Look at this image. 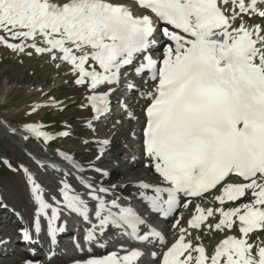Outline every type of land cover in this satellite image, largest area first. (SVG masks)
Here are the masks:
<instances>
[{
	"label": "snow or ice",
	"instance_id": "obj_1",
	"mask_svg": "<svg viewBox=\"0 0 264 264\" xmlns=\"http://www.w3.org/2000/svg\"><path fill=\"white\" fill-rule=\"evenodd\" d=\"M132 2L141 15L121 0H0V46L29 57L33 51L47 54L67 64L73 83L89 93L96 119L110 111L111 96L121 84L145 100L144 166L158 183L136 185L143 190L140 202L157 217H172L178 207L195 209L187 227L182 216L175 219L179 237L167 251L152 253L158 264H264V239H252L264 233V25H249L244 19L264 18V0ZM129 76L151 87L142 91ZM44 106H34L29 114ZM42 129V124H25L23 132L29 135L22 138L54 141ZM107 145L96 142V161L103 159ZM60 155L81 174L78 183L85 192L61 180L56 184L60 199L52 196L49 203L41 184L28 175L35 234L46 228L54 244L57 234L67 230L66 220L58 226L66 210L86 225L83 239L88 245L112 229L166 243L142 214L125 206L127 197L115 185H104L108 172L92 163L88 170L99 179L88 180L74 157ZM62 175L71 176L72 171ZM216 190L219 207L193 205L192 198L204 200ZM247 197L248 203L225 207ZM217 217L218 222H210ZM205 229H236L240 235H228L210 255L201 237L193 234ZM24 239L32 241L33 233L26 230ZM76 246L85 251L79 241ZM120 251L89 254L74 264H139L144 255L140 250Z\"/></svg>",
	"mask_w": 264,
	"mask_h": 264
},
{
	"label": "rangeland",
	"instance_id": "obj_2",
	"mask_svg": "<svg viewBox=\"0 0 264 264\" xmlns=\"http://www.w3.org/2000/svg\"><path fill=\"white\" fill-rule=\"evenodd\" d=\"M262 19L264 23V18ZM57 64L60 67H57ZM74 79L67 64L58 60L53 61L47 54L37 55L33 51V55L29 57L0 46V165L4 168L0 171V228L6 230L9 235L16 233L10 230L17 223L10 219L7 209H10L11 203L21 204L20 196L26 201L27 196L31 195L28 175L45 169V167H38L40 163L38 159H47L51 164V161H56L54 155L64 153L74 157L75 161L86 167V173L93 174L95 172L88 169L94 162L96 165L98 162L103 165L97 166L100 169L116 168V165L112 163H109L108 167L103 164L104 158L114 159L115 153L106 154L102 160H95L97 141L109 143L112 140L113 145H122L123 150L120 155L123 159H128L126 149L135 144V141L132 142L129 139V131H127L129 127L125 114L116 122L119 129L110 124L103 127L102 120L92 118L87 101L89 93L83 87L76 86L73 83ZM123 94L130 97L129 92ZM112 96L115 106H119L122 102L117 101L115 97L122 98L121 95L113 93ZM37 105L46 106L39 107L36 112L29 114ZM88 122H91V128L87 127ZM28 123L42 124V130L48 131L54 137V141L42 142L30 136L27 140L29 143H25L26 140L22 137L29 134L24 133L23 128ZM61 132H67L68 135L62 137ZM119 132H122L121 137L116 135ZM46 154L53 156L46 157ZM25 168L28 169L27 172L24 171ZM67 168L68 164L64 163V169ZM124 168L120 166L117 170L121 172ZM139 170L147 169L145 166L134 167L133 172ZM108 173L110 174V171ZM76 174L80 175L78 172ZM73 177H76V180L70 181V184H75L74 187L79 191L83 190L82 185L78 183L79 177L72 174ZM114 177L109 182L105 181L104 184L120 182L118 177ZM131 178L126 177V179ZM50 182L56 185V182ZM47 183L49 181L46 179L40 182L42 187H46ZM51 187L52 190L49 189L46 192H55V195H58L57 189L54 186ZM44 196L47 202H52L50 199L52 196L45 193ZM5 197L7 198L3 201ZM5 202L10 204L5 206ZM26 203L28 204L27 201ZM257 236L259 239L264 238V233L252 239H257ZM19 262L21 263L18 259H0L1 264H20Z\"/></svg>",
	"mask_w": 264,
	"mask_h": 264
},
{
	"label": "bare ground",
	"instance_id": "obj_3",
	"mask_svg": "<svg viewBox=\"0 0 264 264\" xmlns=\"http://www.w3.org/2000/svg\"><path fill=\"white\" fill-rule=\"evenodd\" d=\"M251 18L249 19V17H244V19L247 21V23L249 24V25H254V24H262V25H264V23H263V19L262 18H259V17H257L256 15H255V17H253V16H250ZM36 69H39L38 67H36ZM123 85V84H122ZM121 89H123L122 87H121ZM122 91H125L124 89L122 90ZM113 105V102L111 103V105L110 106H112ZM139 114L138 113H133L132 115H131V117H130V121H129V124H131V122H133L132 120H133V118H135L136 116H138ZM11 130V132H12V129H10ZM121 134H122V132H119V133H117L116 135H118V136H120L121 137ZM28 140V139H27ZM26 140V142L25 143H29V141H27ZM23 141V140H22ZM112 140H110L109 141V143H108V145H107V150H106V154H111V153H115V156H114V159H110V158H104V160H103V164H104V166L105 167H108V165H109V163H112V164H114V165H116V167L118 168V167H120V166H123V167H125L124 168V170L123 171H121V172H119L118 170H117V168H115L114 169V167H111V169L110 170H107L106 168H104V169H102V170H107V171H110V175H109V177H107V178H105L104 179V181H103V183L106 181V180H109L108 178H112V176L114 177V176H116V177H118L120 180V182H115L114 184H109V186H111V185H115L116 187H120L119 189L117 188V192H118V194H120L121 195V193H123V192H127L128 194H133V193H135L136 191H138L139 189L136 187V185L139 183V182H141V181H144V180H147L148 178H150V176H151V172L150 171H148V170H139V171H137V172H133V170H134V167L135 168H137V167H139V166H143V165H145V161L144 160H142L141 158H139L140 156H136L135 157V155H133V152L132 151H129L128 153V155H127V158L128 159H123L122 157H121V151L123 150L122 149V145H119V146H115V145H113V142H111ZM138 147H137V152H136V154L137 155H140V149H139V145H137ZM135 150V149H134ZM124 152V151H123ZM106 154L104 155V157L106 156ZM47 156H53V155H47L46 154V157ZM54 158H56V161H51V164L49 163V160H40V159H38V161L40 162L39 163V165H38V167L39 166H41V167H45V169L44 170H42V171H39V170H37L35 173H32V174H30V175H32L33 176V178L38 182V183H40V182H44V180L46 179V180H48L49 181V183H47L46 184V187L45 186H43L42 188H43V191H44V193L45 194H47V195H49V196H56V199H60V197H59V194L57 195H55V192H49L48 191V193L46 192V190H49V189H51L52 190V187L51 186H54L55 188H56V185L55 184H52L50 181H54V182H56V184H57V182H59V181H61V180H67L69 183H70V181H74V179L72 178V175L71 176H66V175H62V173H66V172H68V171H72V174L73 175H75V176H77V177H79L80 175H78V174H76V171L75 170H73L72 168H71V165H70V163L69 162H66V161H63V159H62V156H60V155H54L53 156ZM66 163V164H68V168L67 169H64V163ZM94 163H96V162H94ZM102 164L100 163V162H98L97 163V166H101ZM129 165H130V167H129ZM103 166V165H102ZM37 167V166H36ZM85 169H86V167H85ZM119 172V173H118ZM60 173V174H59ZM118 173V174H117ZM89 174V175H88ZM83 175H84V177L86 178V179H93V180H95V179H99V176H98V174H96V173H93V174H90V172H88V173H86V172H84L83 173ZM132 177L131 179H126V177ZM52 177H54V179L52 178ZM76 180V179H75ZM125 185H127L128 187L127 188H125L124 186ZM73 186H75V184L74 185H72V187ZM105 186H108V185H105ZM55 191V190H54ZM85 192V189L82 191V193L80 192V194H83ZM56 193H58L57 191H56ZM27 194V193H26ZM213 195L214 194H211V195H208V198H210V199H208V201H210L211 203H215V205H217V206H215V207H213V208H216V207H219V205H218V203L215 201V199H214V197H213ZM135 196V195H134ZM7 197H5V198H3V201H5V199H6ZM135 198H136V196H135ZM47 200V199H46ZM19 201H20V203L21 204H18V203H9L11 206H10V209L8 210L6 207V209H7V211L10 213V217H12V218H14V216L13 215H15L16 217H18V219L19 220H17V222H19V224H22L21 225V227H24L25 225H26V230L27 231H29L30 233H33V239H32V241L34 240V242H35V244H32L31 246H32V249L33 250H36V251H39L40 250V248L36 245V242H37V234H35L34 233V231H33V216H34V208H35V205H34V203H33V201H32V198H31V195L30 196H27V202H28V204L26 203V201L20 196V198H19ZM50 201V200H49ZM200 203H202L203 205H204V201H201V200H196L195 202H194V205L195 204H200ZM8 203H6L5 202V206H8L9 205ZM210 206V205H209ZM208 207V206H207ZM191 207H189L188 209H190ZM188 209H185V213H184V215L182 216L183 217V220L181 221V223L183 224V222H184V217H185V214H186V212H187V210ZM70 219V218H69ZM77 219L78 220H81L79 217H77ZM8 220V219H7ZM8 222V221H7ZM210 222L211 223H216V222H218V217L216 218V219H214V220H210ZM61 224V222H59L58 223V226ZM1 225V224H0ZM9 225V224H8ZM3 226V225H2ZM70 225H66V228H67V230L65 231V232H63V233H58L57 234V237L56 238H58V241H60V239H64L65 237V235L66 234H69V233H71V230L70 229H68V227H69ZM42 228H45V225H44V222H43V220H42ZM163 228L164 229H166V230H168V232H171L172 234H174V232H172L171 231V229L169 228V225L168 224H166V225H164L163 226ZM9 230V229H8ZM45 233H47V231H46V228H45V230H43ZM4 232V229L3 228H0V236L2 235V233ZM6 232V231H5ZM10 232H11V230H10ZM213 232H215V231H213ZM263 237H261L260 239H262ZM3 238L1 237L0 238V240H2ZM264 239V238H263ZM254 240H256L255 238H254ZM18 244H20L18 241H15V243H14V245H18ZM14 245L12 246V247H14ZM22 245H24L25 246V250L27 249V250H29L30 249V247L29 246H27V244L25 245V244H22ZM66 246H67V244L66 243H62V248L60 247V246H58V248H57V251H55L56 252V256L57 255H59V257L61 256H63L64 255V253H63V249L64 250H66ZM28 257H33V256H30V255H27ZM28 259V258H27ZM60 261H62V262H64V261H66V260H62V259H59V261L58 262H60ZM31 262H34V261H31V260H29V261H27V262H23V263H20V264H30ZM6 263V262H5ZM1 264V263H0ZM144 264H148V263H144ZM149 264H154V263H149Z\"/></svg>",
	"mask_w": 264,
	"mask_h": 264
},
{
	"label": "trees",
	"instance_id": "obj_4",
	"mask_svg": "<svg viewBox=\"0 0 264 264\" xmlns=\"http://www.w3.org/2000/svg\"><path fill=\"white\" fill-rule=\"evenodd\" d=\"M4 170V168L0 165V171H3Z\"/></svg>",
	"mask_w": 264,
	"mask_h": 264
}]
</instances>
